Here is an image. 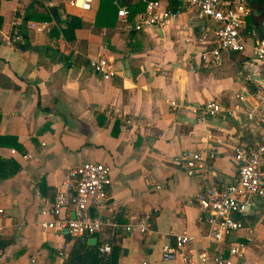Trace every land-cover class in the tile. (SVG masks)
Wrapping results in <instances>:
<instances>
[{"label": "crops", "instance_id": "1", "mask_svg": "<svg viewBox=\"0 0 264 264\" xmlns=\"http://www.w3.org/2000/svg\"><path fill=\"white\" fill-rule=\"evenodd\" d=\"M139 3L93 0L91 10L77 11L0 0V242L7 241L0 243V264L67 260L79 238L43 229L40 221L57 217V191L85 162L110 169L108 199L98 214L120 227L149 222L144 232L137 226L104 227L84 237L87 245L96 239L88 246L113 243L118 251L112 264H183L178 255L163 260L160 253L182 232L196 238L186 250L213 252L241 243L244 259L237 264H264L261 199L237 215L244 227L222 246L207 239V212L196 202L205 188L237 178L235 148L264 145V117L247 118L249 112H264V62L257 63L249 50L223 53L220 66L193 59L213 45V25L177 0H161L178 12L175 19L126 32L115 10H141ZM250 4L244 32L263 20L264 0ZM72 17L78 26L69 30ZM15 19L25 27L19 44L10 47L1 37ZM97 57L112 61L116 74L110 79L90 67ZM256 84L261 101L253 98ZM210 101L226 111L202 118L199 108ZM197 150L215 156L207 158L205 170L187 176L179 157ZM14 164L19 168L11 174Z\"/></svg>", "mask_w": 264, "mask_h": 264}, {"label": "built area", "instance_id": "2", "mask_svg": "<svg viewBox=\"0 0 264 264\" xmlns=\"http://www.w3.org/2000/svg\"><path fill=\"white\" fill-rule=\"evenodd\" d=\"M45 3L48 7L89 11L93 0H35ZM186 8L198 9L208 22L213 25V45L204 51L192 56L193 59L202 61L212 66H220L223 62V53H243L249 50L250 55L256 59H264V38L259 39L254 30L244 32L246 18L251 15V0H177ZM143 11L137 13L130 20L127 7L119 6L117 19L126 32L140 31L144 28L162 27L167 20L175 19L177 11H172L163 6L161 0H142ZM25 27L18 19L12 22L8 34L2 35L3 43L16 47L22 39ZM45 26L37 27V30ZM247 37H245V35ZM90 67L104 79H110L116 74L111 60L106 57L90 59ZM226 111L217 101H210L199 108L202 118L213 117ZM228 111V110H227ZM262 119L264 112H249L248 119L254 117ZM214 151H185L179 160L185 167L187 176L205 170L208 157L213 158ZM234 161L237 164V178L222 187L210 186L196 196L200 209L207 212L205 218L208 232L207 239L223 245L227 237L244 227L243 222L237 217L251 206L256 198L264 202V145L253 147H237L234 149ZM110 169L100 162H85L75 166L66 176L56 193L53 213L57 216L50 221H40L43 229H53L59 233L68 230V233L77 238L93 235L104 227L112 229L122 228L131 231L137 226L140 232L149 227L148 220H140L134 224L120 227L117 222L98 214L103 208L111 186ZM91 210L94 211L91 214ZM70 211L72 214H70ZM2 209H0V214ZM1 217V215H0ZM249 233L253 229L248 230ZM196 242L193 235L182 232L174 236L173 245L166 243L161 247L163 260H174L177 255L183 264H237L244 259L243 245L232 243L226 249L216 251L186 250ZM97 252L108 255L111 246L104 243L97 247ZM252 264H259L254 262Z\"/></svg>", "mask_w": 264, "mask_h": 264}, {"label": "trees", "instance_id": "3", "mask_svg": "<svg viewBox=\"0 0 264 264\" xmlns=\"http://www.w3.org/2000/svg\"><path fill=\"white\" fill-rule=\"evenodd\" d=\"M140 3H142L141 0H140ZM101 6H103V3H101V1H100V6H99V9H98L97 14H96V20L94 22L97 27L101 26L98 24V14H99V12L101 13ZM174 6L176 8V4H174ZM141 7H142V9H144V4H141ZM175 8H172V9H175ZM142 9L140 10L139 8H132L129 11L130 12V20L134 19L136 17L137 13L141 12ZM115 11H117V8ZM1 20L2 19L0 18V24H1ZM246 21L249 22V17L246 18ZM77 26H78L77 19L72 17V22L68 24V29L73 30ZM233 53H235V52H233ZM18 168H19V166L15 165L11 174H13ZM6 176H8V174H6ZM92 211L93 210H91V214H92ZM0 243H1V247H2V244H6L7 241H1ZM109 245L111 246L110 255H102V254L97 252V246H88L86 244L84 237H83V239H80V238L76 239L74 242L73 249L69 253V257L62 264H112V258H113V254H114L113 251L114 250L118 251V248H114L113 243H111ZM75 258H78V260H76Z\"/></svg>", "mask_w": 264, "mask_h": 264}, {"label": "water", "instance_id": "4", "mask_svg": "<svg viewBox=\"0 0 264 264\" xmlns=\"http://www.w3.org/2000/svg\"><path fill=\"white\" fill-rule=\"evenodd\" d=\"M262 17H263L262 23H259L258 21H254L252 23V26H251V28L253 30H255V32L257 34V37L259 39L264 38V13L262 14ZM256 60L259 61L257 63H260V64H262L264 62V59H256ZM262 76H264V74H262ZM253 93H254L253 94V98L256 101H261L262 100V95H261L262 91L258 89V85L257 84L254 85ZM63 232L65 234H68V230H63ZM87 243H88V245H95L96 239L95 238H90V239H88Z\"/></svg>", "mask_w": 264, "mask_h": 264}]
</instances>
